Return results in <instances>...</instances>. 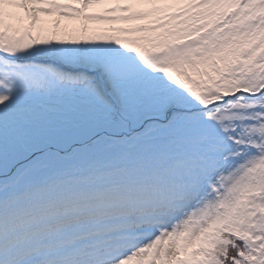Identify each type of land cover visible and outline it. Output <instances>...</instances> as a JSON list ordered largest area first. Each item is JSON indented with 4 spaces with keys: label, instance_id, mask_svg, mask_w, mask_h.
I'll return each mask as SVG.
<instances>
[{
    "label": "snow or ice",
    "instance_id": "snow-or-ice-1",
    "mask_svg": "<svg viewBox=\"0 0 264 264\" xmlns=\"http://www.w3.org/2000/svg\"><path fill=\"white\" fill-rule=\"evenodd\" d=\"M0 264H264V0H0Z\"/></svg>",
    "mask_w": 264,
    "mask_h": 264
},
{
    "label": "rangeland",
    "instance_id": "rangeland-1",
    "mask_svg": "<svg viewBox=\"0 0 264 264\" xmlns=\"http://www.w3.org/2000/svg\"><path fill=\"white\" fill-rule=\"evenodd\" d=\"M89 11L90 12H99V11H101V9L90 8ZM63 23L68 24L70 26L78 27L81 22L80 21H74V22L64 21ZM88 26L90 29H96V28H106V27H125L127 25H114L113 26V25H102V24H99L98 22H88Z\"/></svg>",
    "mask_w": 264,
    "mask_h": 264
}]
</instances>
